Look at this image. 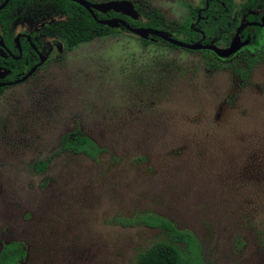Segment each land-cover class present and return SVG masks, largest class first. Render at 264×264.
Instances as JSON below:
<instances>
[{"label":"rangeland","instance_id":"obj_1","mask_svg":"<svg viewBox=\"0 0 264 264\" xmlns=\"http://www.w3.org/2000/svg\"><path fill=\"white\" fill-rule=\"evenodd\" d=\"M126 1L138 9L128 21L144 24L156 12L190 28L203 7V0ZM221 1L226 10L244 2ZM37 9L39 22L20 13L14 37L37 41L65 21L51 6ZM109 30L63 60V44L44 39L47 63L0 92V247L20 242L19 264H132L170 237L113 221L150 214L191 234L203 264H264V60L240 84L198 52L156 39L142 46ZM75 129L103 150L95 161L57 153ZM44 161L43 173H33Z\"/></svg>","mask_w":264,"mask_h":264},{"label":"trees","instance_id":"obj_2","mask_svg":"<svg viewBox=\"0 0 264 264\" xmlns=\"http://www.w3.org/2000/svg\"><path fill=\"white\" fill-rule=\"evenodd\" d=\"M3 1L0 0V4ZM218 1L220 0H208L207 8L199 14L198 21L197 12L193 15L192 28L185 24L166 23L156 12L144 24L128 21V19L111 12L105 15H96V19H120L130 28L165 31L174 39L181 37V41L186 44L201 41V44L206 45L211 41H215L217 42L216 46L220 47L227 44L240 24L241 19H244V23L258 24L259 18L264 15V0H244L236 10H226L229 8L227 3H224V6L216 5ZM222 1L227 2V0ZM131 3L138 14L137 7L133 2ZM40 6H51L57 12L63 14L62 17H64L65 21L57 23L59 27L55 30L52 27L45 28L37 36V41L34 40L33 35H28L30 44L26 40L20 39V57L16 59L18 55L16 50H14L13 25L20 19L21 12H26L28 15L32 14L30 16L32 20H29V22H39L41 19L37 8ZM202 9H204V3ZM227 12L229 15H227ZM111 31L104 26L97 25L86 11L66 0H9L0 11V40L4 47L10 51L13 58L8 56L5 58L0 57V69L8 71L10 79L16 80L18 75H24L37 61L31 55L32 52L29 45L39 50L44 44V39L52 37L60 41L63 44L64 52L68 53L79 44L109 37L108 35H111ZM118 31L128 34L122 28H119ZM240 37L241 41H247V45L227 60H218L208 51H200L198 53L204 58L209 69L230 68L240 84H243L250 75L251 70L264 60V24L262 27H246L242 29ZM138 41H140L142 46L148 44L145 41ZM156 41L159 42L158 46L176 50V48L158 39ZM224 62H227L228 65H224ZM2 91L3 89H0V92ZM59 144L57 153L82 154L91 161H95L97 156L103 151L98 149L92 141L81 136L77 129L62 138ZM48 161L35 164L32 168L33 173H43ZM113 223L120 227L144 226L150 229H159L167 232L170 237L169 241L155 242L145 250L138 252L132 264H203L199 256L198 244L193 236L185 231H177L171 224L158 216L150 214L136 215L130 219H116ZM177 242L185 245L184 251L175 246ZM24 257L25 250L20 242H9L0 247V264H19Z\"/></svg>","mask_w":264,"mask_h":264},{"label":"water","instance_id":"obj_3","mask_svg":"<svg viewBox=\"0 0 264 264\" xmlns=\"http://www.w3.org/2000/svg\"><path fill=\"white\" fill-rule=\"evenodd\" d=\"M9 0H4L0 4V11L6 6L7 2ZM71 3L76 4L77 6L81 7L84 11L87 12V14L94 20V22L100 26L107 27L109 29H119L122 28L126 33L136 37L137 39L140 40H151L152 38L158 39L174 48L185 50L188 52H200V51H208L211 52L218 60H227L234 54H236L241 48L245 47L247 45V41H241L240 37V32L242 29L246 27H262L264 24V15H262L259 18V23H244L240 22L238 27L236 28L231 40L227 44L226 47L221 48L215 46L213 43H209L206 45L201 44V41L193 43V44H185L183 42L177 41L169 34L163 31H157V30H149V29H143V28H130L128 25H126L122 20L120 19H108V20H103V21H96L94 18V13L100 14V15H105L109 12L129 18L131 20L137 19V13L133 8V5L126 0H118V1H108L104 3H97L93 4L90 2H86L85 0H66ZM204 3V9H200L197 11L196 17L197 21L199 18V14L204 11L207 8L208 5V0H203ZM252 14V13H248ZM195 32H197L195 30ZM22 36H16L13 40L15 49L18 52V56H20V48H19V43L18 40ZM27 42H29L28 37H24ZM31 49L34 51V48L32 45ZM7 50L3 46L1 40H0V57H4L5 53ZM35 52V51H34ZM8 53V52H7ZM38 56V63L30 68V70L18 81H14L12 84H19L23 81H25L31 74L36 70L37 67L41 66L42 63L44 62V58L41 56ZM8 75V72L1 71L0 70V80L5 78ZM11 84H0V88L4 86H9Z\"/></svg>","mask_w":264,"mask_h":264},{"label":"flooded vegetation","instance_id":"obj_4","mask_svg":"<svg viewBox=\"0 0 264 264\" xmlns=\"http://www.w3.org/2000/svg\"><path fill=\"white\" fill-rule=\"evenodd\" d=\"M115 19V18H114ZM106 20H108V19H106ZM103 21V20H102ZM17 36H22V37H20L19 38V40L20 39H24L25 40V38L24 37H28V36H25V35H17ZM16 37V36H15ZM14 37V38H15ZM28 39H29V37H28ZM14 40V39H13ZM19 40H18V43H19ZM2 42V41H1ZM3 44V43H2ZM28 44H30L29 42H28ZM4 46V45H3ZM30 46V45H29ZM30 48H31V46H30ZM34 48V47H33ZM6 49V48H5ZM7 50V52L5 53V55H4V57H1V58H5V57H11V58H13V56H12V54L10 53V51L8 50V49H6ZM14 50H16L15 49V46H14ZM35 51V52H34ZM34 51L31 49V52H32V56L34 57V58H36L37 59V61L34 63V65H32L30 68H32L33 66H35L37 63H38V56L37 55H39V56H41L42 58H44V62L42 63V65L41 66H39V67H37L36 68V70L31 74V76H33V74L37 71V70H39L42 66H44L46 63H47V53L49 52H47V53H43V51L41 50V48L39 49V50H37V49H35L34 48ZM56 51L58 52V54H59V47H57L56 48ZM16 52H17V50H16ZM66 53L64 52V54L60 57L62 60H63V57H64V55H65ZM17 55H18V52H17ZM20 56H17V58L16 59H18ZM30 68H29V70H30ZM1 70V69H0ZM28 70V71H29ZM1 71H3V70H1ZM27 71V72H28ZM5 72H8V71H5ZM26 72V73H27ZM25 73V74H26ZM10 73L8 72V75L5 77V78H3L2 80H0V84H11V85H9V86H4V87H2V88H0V89H3V90H5L7 87H10V86H14V85H18V84H12L14 81H18L19 79H21L24 75H22V76H17L18 78L16 79V80H14V79H10V75H9ZM31 76H29L26 80H28ZM25 80V81H26ZM25 81H23V82H25ZM23 82H21V83H23ZM20 84V83H19Z\"/></svg>","mask_w":264,"mask_h":264}]
</instances>
